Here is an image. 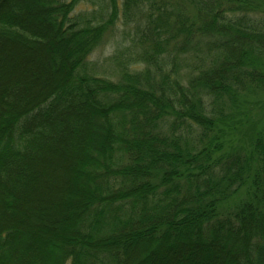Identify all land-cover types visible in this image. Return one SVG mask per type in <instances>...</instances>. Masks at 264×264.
<instances>
[{
  "label": "trees",
  "instance_id": "obj_1",
  "mask_svg": "<svg viewBox=\"0 0 264 264\" xmlns=\"http://www.w3.org/2000/svg\"><path fill=\"white\" fill-rule=\"evenodd\" d=\"M81 1L0 0V264H264V0Z\"/></svg>",
  "mask_w": 264,
  "mask_h": 264
},
{
  "label": "rangeland",
  "instance_id": "obj_2",
  "mask_svg": "<svg viewBox=\"0 0 264 264\" xmlns=\"http://www.w3.org/2000/svg\"><path fill=\"white\" fill-rule=\"evenodd\" d=\"M103 0H82L78 6V10H84L88 13L93 12V9L99 10ZM134 26L132 23L126 25L123 20L116 22V26L109 30L103 38V42L98 45L90 56L88 70L94 72L97 75L108 77L117 80V76L114 75V65L112 64V57L117 54L120 50H125L128 53L129 47L133 45V42L137 40L139 35L135 33ZM134 52L139 51V49H132ZM112 58V59H111ZM250 102H254L255 105L252 106L250 110L255 116L264 118V92L259 94H253L249 98ZM248 105V104H247ZM255 119V120H256ZM58 158V157H57ZM64 159L53 160V168L49 167L45 169L46 174H48L49 179L44 178L39 179V183L45 185V195L39 197L40 199H53L57 203L64 204V201L72 199L71 196L66 194V176H64L61 168L64 167ZM66 162H69L66 160ZM68 169V168H66ZM33 210H25V214H32ZM21 221V220H17ZM41 223H44L41 221Z\"/></svg>",
  "mask_w": 264,
  "mask_h": 264
}]
</instances>
